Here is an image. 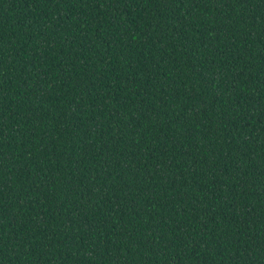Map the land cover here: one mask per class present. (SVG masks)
Here are the masks:
<instances>
[{
  "label": "trees",
  "instance_id": "16d2710c",
  "mask_svg": "<svg viewBox=\"0 0 264 264\" xmlns=\"http://www.w3.org/2000/svg\"><path fill=\"white\" fill-rule=\"evenodd\" d=\"M0 264H264V0H0Z\"/></svg>",
  "mask_w": 264,
  "mask_h": 264
}]
</instances>
